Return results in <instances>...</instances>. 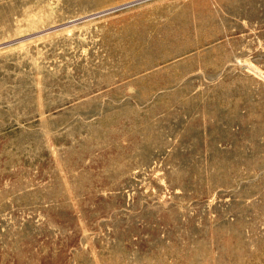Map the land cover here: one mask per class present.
Instances as JSON below:
<instances>
[{
  "label": "rangeland",
  "instance_id": "374dc122",
  "mask_svg": "<svg viewBox=\"0 0 264 264\" xmlns=\"http://www.w3.org/2000/svg\"><path fill=\"white\" fill-rule=\"evenodd\" d=\"M0 264H264V0H0Z\"/></svg>",
  "mask_w": 264,
  "mask_h": 264
},
{
  "label": "bare ground",
  "instance_id": "6f19581e",
  "mask_svg": "<svg viewBox=\"0 0 264 264\" xmlns=\"http://www.w3.org/2000/svg\"><path fill=\"white\" fill-rule=\"evenodd\" d=\"M102 14V13H101ZM73 21V20H72ZM71 24V23H70ZM44 31V30H43Z\"/></svg>",
  "mask_w": 264,
  "mask_h": 264
}]
</instances>
